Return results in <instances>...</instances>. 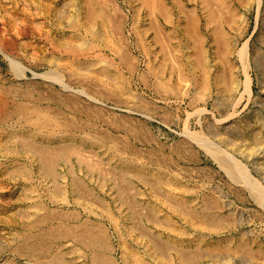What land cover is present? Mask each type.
<instances>
[{"label":"rangeland","instance_id":"1","mask_svg":"<svg viewBox=\"0 0 264 264\" xmlns=\"http://www.w3.org/2000/svg\"><path fill=\"white\" fill-rule=\"evenodd\" d=\"M10 259L264 264V0H0Z\"/></svg>","mask_w":264,"mask_h":264},{"label":"bare ground","instance_id":"2","mask_svg":"<svg viewBox=\"0 0 264 264\" xmlns=\"http://www.w3.org/2000/svg\"><path fill=\"white\" fill-rule=\"evenodd\" d=\"M192 13H193V12H192ZM193 15H194V14H193ZM214 18H215V17H214ZM215 20H216V19H215ZM243 53H244V52H243ZM6 56H7V55H6ZM130 66H131V65H130ZM13 67H14V66H13ZM132 68H133V67H132ZM249 78H250V77H249ZM248 80H249V79H248ZM248 80H247V82H248ZM246 85H248V84H246ZM52 91H53V90H52ZM54 91H55V90H54ZM55 92H56V91H55ZM73 92H74V91H73ZM48 93H49V92H48ZM106 94H107V93H106ZM28 96H29V95H28ZM62 97H64V96H62ZM69 97H70V96H69ZM70 98H71V97H70ZM59 99H60V98H59ZM62 99H63V98H62ZM74 99H75V98H74ZM2 101H3V100H2ZM68 101H69V100H68ZM75 101H76V99H75ZM73 102H74V101H73ZM75 103H76V102H75ZM78 103H80V102H78ZM64 104H65V103H64ZM67 104H68V103H67ZM70 105H71V104H70ZM70 105H69V106H70ZM80 105H81V104H80ZM88 105H89V104H88ZM72 106H73V105H72ZM2 107H3V106H2ZM65 107H66V106H65ZM32 108H33V107H32ZM66 108H67V107H66ZM73 108H74V107H73ZM74 109H76V108H74ZM82 109H83V108H82ZM94 109H95V108H94ZM26 110H27V109H26ZM56 110H57V109H56ZM72 110H73V109H72ZM80 110H81V109H80ZM84 110H86V109H84ZM88 110H89V109H88ZM95 110H99V111H100L99 108H96ZM16 111H17V110H16ZM21 111H22V110H21ZM32 111H34V110H32ZM52 111H53V110H52ZM12 113H13V112H12ZM21 113H22V112H21ZM54 113H55V112H54ZM57 113H58V112H57ZM100 113H101V112H100ZM1 114H2V113H1ZM34 114H35V113H34ZM89 114H90V113H89ZM17 115H18V114H17ZM52 115H53V114H52ZM1 117H2V116H1ZM5 117H7V116H5ZM17 118H18V117H17ZM24 118H25V117H24ZM36 118H37V117H36ZM57 118H58V117H57ZM52 119H53V118H52ZM61 119H62V118H61ZM28 120H29V119H28ZM48 120H49V119H48ZM58 120H59V119H58ZM69 120H70V119H69ZM24 121H25V120H24ZM26 122H27V121H26ZM47 122H49V121H47ZM59 122H61V121H59ZM59 122H58V123H59ZM64 122H65V121H64ZM64 122H63V123H64ZM21 123H22V122H21ZM22 124H23V123H22ZM34 124H35V123H34ZM38 124L40 125V123H38ZM43 124H44V122H43ZM61 124H62V123H61ZM75 126H76V125H75ZM26 128H27V127H26ZM58 129H59V128H58ZM25 130H26V129H25ZM23 131H24V130H23ZM29 135H30V134H29ZM46 135H47V134H46ZM48 135H49V134H48ZM83 135H84V134H83ZM69 138H70V137H69ZM21 139H23V138L21 137ZM25 139H27V138L25 137ZM46 139H47V138H46ZM28 140H29V139H28ZM90 140H91V139H90ZM100 140H101V139H100ZM51 141H52V140H51ZM22 142H23V141H22ZM40 142H41V141H40ZM101 143H102V141H101ZM72 144H73V143H72ZM72 144L70 143V145H72ZM43 146H44V145H43ZM56 146H57V145H56ZM77 146H78V145H77ZM33 147H34V146H33ZM45 147H46V146H45ZM43 148H44V147H43ZM52 148H53V147H52ZM53 149H54V148H53ZM77 149H78V148H77ZM38 150H39V148H38L36 151H38ZM48 150H49V149H48ZM73 150H74V149H73ZM207 150H209V149H207ZM43 151H44V150H43ZM50 151H51V150H50ZM66 151H67V150H66ZM44 152H45V151H44ZM74 152H75V151H74ZM78 152H79V151H78ZM87 152H88V151H87ZM47 153H48V152H47ZM82 154H83V153H82ZM216 154H218V153H216ZM46 155H47V154H46ZM77 155H78V154H77ZM80 155H81V154H80ZM83 155H84V154H83ZM85 156H86V154H85ZM219 156H220V155H219ZM82 157H83V156H82ZM65 158H66V157H65ZM84 159H85V158H84ZM226 159H227V158H226ZM82 160H83V159H82ZM220 160H221V159H220ZM223 162H224V161H223ZM227 162H228V159H227ZM230 162H231V160H230ZM230 162H229V163H230ZM229 163H228V164H229ZM47 165H48V164H47ZM89 166H90V165H89ZM221 166H222V165H221ZM18 168H19V167H18ZM91 168H92V167H91ZM94 168H95V167H94ZM241 168H242V167H241ZM28 169H29V168H28ZM51 169H52V168H51ZM111 171H112V170H111ZM29 172H30V171H29ZM238 172H239V171H238ZM241 172H242V171H241ZM19 173H20V172H19ZM111 173H112V172H111ZM117 173H118V172H117ZM105 175H106V174H105ZM235 175H236V174H235ZM22 176H23V175H22ZM59 176H60V175H59ZM75 176H76V175H75ZM243 176H244V175H243ZM24 178H25V177H24ZM73 178H75V177L73 176ZM232 178H233V177H232ZM115 182H116V181H115ZM117 184H119V183H117ZM119 186H120V185H119ZM123 186H124V185H123ZM126 186H127V185H126ZM155 186H156V185H155ZM79 189H80V188H79ZM82 189H83V188H82ZM80 190H81V189H80ZM86 192H87V191H86ZM135 195H136V194H135ZM130 198H131V197H130ZM259 198H260V197H259ZM260 199H261V198H260ZM92 200H93V199H92ZM129 200H130V199H129ZM132 202H133V201H132ZM179 202H180V201H179ZM177 203H178V202H177ZM133 204H134V203H133ZM133 204H132V205H133ZM134 207H135V206H134ZM181 207H182V206H181ZM183 208H184V207H183ZM185 208H186V207H185ZM181 209H182V208H181ZM182 210H183V209H182ZM186 212H187V211H186ZM188 212H189V211H188ZM190 214H191V213H190ZM193 214H194V213H193ZM44 215H45V214H44ZM188 215H189V214H188ZM50 216H51V215H50ZM58 216H59V215H58ZM191 216H193V215H191ZM191 216H189V217L191 218ZM198 216H199V215H198ZM66 217H67V216H66ZM210 217H211V216H210ZM61 218H62V217H61ZM195 219H196V218H195ZM205 219H206V218H205ZM207 219H208V218H207ZM72 220H73V219H72ZM217 220H218V219H217ZM152 221H153V220H152ZM154 221H155V220H154ZM188 221H189V220H188ZM202 221H203V220H202ZM202 221H201V223H202ZM204 221H205V220H204ZM157 222H158V221H157ZM198 222H199V221H198ZM139 223H140V222H139ZM199 223H200V222H199ZM204 224H206V223H204ZM50 225H51V224H50ZM62 225H63V224H62ZM79 225H80V223L78 224V226H79ZM134 225H135V224H134ZM207 225H208V223H207ZM37 226H38V225H37ZM91 226H92V225H91ZM139 226H140V225H139ZM203 226H204V225H203ZM47 227H48V226H47ZM68 227H70V226H68ZM73 227H75V229L77 228V227L74 226V225L72 226V228H73ZM86 227H87V226H86ZM35 228H36V227H35ZM50 228H51V227H50ZM140 228L142 229V227H140ZM79 229H80V228H79ZM85 229H86V228H85ZM43 230H44V229H43ZM71 230H72V229H71ZM87 230H89V229H87ZM87 230H86V231H87ZM103 230H104V229H103ZM48 231H49V230H48ZM64 231H65V230H64ZM67 231H68V228H67ZM67 231H66V232H67ZM78 231H79V230H78ZM89 231H90V230H89ZM98 231H99V230H98ZM79 232H80V231H79ZM83 232H85V231H83ZM69 233L72 234L73 231L68 232V234H69ZM91 233H92V232H91ZM65 234H66V233H65ZM73 234H74V233H73ZM77 234H78V233H77ZM103 234H104V233H102V236H103ZM43 235H44V234H43ZM61 235H62V234H61ZM78 235H79V234H78ZM84 235H85V234H84ZM93 235H94V234H93ZM97 235H98V234H97ZM97 235H96V236H97ZM99 235H101V234H99ZM99 235H98V236H99ZM51 236H52V235H51ZM67 236H68V235H67ZM88 236H89V235H88ZM102 236H101V237H102ZM38 237H39V236H38ZM86 237H87V236H86ZM94 237H95V236H94ZM152 237H153V236H152ZM91 238H92V236H91ZM95 238H96V237H95ZM97 238H98V237H97ZM104 238H105V235H104ZM154 238H155V237H154ZM99 239H100V238H99ZM102 239H103V237H102ZM30 240H31V239H30ZM77 240H78V239H77ZM83 240H84V239H83ZM90 240H91V239H90ZM100 240H101V239H100ZM103 240H104V239H103ZM105 240H106V239H105ZM153 240H154V239H153ZM27 241H28V240H27ZM33 241H34V240H33ZM42 241H43V240H42ZM88 241H89V240H88ZM95 241H96V240H95ZM39 242H40V241H39ZM97 242H98V241H97ZM97 242H96V243H97ZM102 243H103V242H102ZM160 243H161V242H160ZM23 244H24V243H23ZM86 244H87V243H86ZM106 244H107V243H106ZM28 245H29V244H28ZM30 245H31V244H30ZM36 245H37V244H36ZM87 245H89V244H87ZM96 245H97V244H96ZM103 245L106 246L104 243H103ZM93 246H94V245H93ZM101 246H102V245H101ZM101 246H100V247H101ZM156 246H157V245H156ZM18 247H19V246H18ZM89 247H90V246H89ZM98 247H99V246H98ZM100 247H99V248H100ZM102 247H103V246H102ZM105 248H106V247H105ZM107 248H108V247H107ZM162 248H163V247H162ZM164 249H165V248H163V250H164ZM104 250H105V249H104ZM104 250H103V251H104ZM177 250H178V249H177ZM89 251H90V250H89ZM180 251H181V250H180ZM39 252H40V251H39ZM93 252H94V250H93ZM95 252H96V251H95ZM99 252H100V251H99ZM17 253H18V251H17ZM24 253H25V252H24ZM27 253H28V252H27ZM104 253H105V252H104ZM182 253H183V252H182ZM43 254H44V252H43ZM96 254H97V253H95V255H93V256H96ZM101 254H102V253H101ZM196 254H197V253H196ZM98 256H99V253H98ZM100 256H101V255H100ZM100 256H99V260L102 259ZM184 256H185V255H184ZM187 256H188V255H187ZM197 256H198V255H196V257H197ZM57 257H58V256H57ZM96 257H97V256H96ZM105 257H106V256H105ZM59 259H60V258H59ZM94 259H95V257H94ZM10 260H11V259H10ZM12 260H13V259H12ZM12 260H11V261H12ZM61 260H62V259H61ZM188 260H189V259H188ZM13 261H14V260H13ZM13 261H12V263H8V262H5V263H8V264H15V262H13ZM104 261H106V258H104ZM107 261H108V259H107ZM107 261H106V263H108ZM102 262H103V261H102ZM111 262H114V261H110V263H111ZM110 263H109V264H110ZM196 263H197V262H196ZM16 264H17V263H16ZM111 264H112V263H111Z\"/></svg>","mask_w":264,"mask_h":264}]
</instances>
